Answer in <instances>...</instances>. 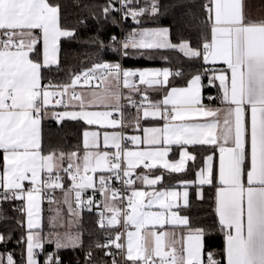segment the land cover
<instances>
[{
	"label": "snow or ice",
	"instance_id": "6c2138e0",
	"mask_svg": "<svg viewBox=\"0 0 264 264\" xmlns=\"http://www.w3.org/2000/svg\"><path fill=\"white\" fill-rule=\"evenodd\" d=\"M132 3L133 0H121L120 11L124 12L125 18L131 16L138 24L139 17L149 12L155 15L158 11L155 2L140 8L129 7ZM203 7L211 23V41L203 43V51L193 49L188 42L172 44L167 28L133 31L122 41L113 36L112 40L120 45L113 51L119 50L127 56L129 49L179 48L189 58L202 57L206 63L223 62L230 70V76L221 71L210 81H219L223 108L202 103L199 74L194 75L186 87L171 88L160 102L145 104L148 101L145 92L143 100L137 104L132 100L131 92H140V89L130 83L131 78L138 76L139 84L148 86L167 85L170 75L181 73H172L169 69L130 71L123 69L118 62L95 63L90 69L75 74L68 84L42 85V69L59 65V42L62 37H73L74 32L61 27L60 6L49 0H0V150L3 151L0 203L27 200L26 264H37L34 249L43 248L40 234L32 231L40 227L39 194L42 187L63 188L58 174L54 181L52 179L54 169L57 173L63 170L68 174L79 207L81 190L94 186L91 176L81 175V168L85 174L97 171L111 174L108 177L100 175L101 191L112 177L132 185L134 181L130 177L141 164L149 170L160 165L170 173L184 172L186 162L194 161L196 157L183 150L179 161L170 163L165 158L172 145L182 148L211 145L219 149L218 173H214L213 157L209 155L206 167L197 173V180L199 185L216 187L215 212L225 240L223 259L225 264H264V19H248L244 0H208ZM113 10L111 4L103 9L105 15ZM41 42L42 50L38 48ZM97 43L103 47L102 41ZM81 83L88 87L87 94L76 91V86ZM122 88L129 89L127 97H124ZM65 96L67 100L63 99ZM53 97H60L54 105ZM122 98L137 108V127L141 108L144 118L162 119L163 126L143 128V138L124 137L116 131H104L103 134L84 131L82 165L76 162L80 159L76 152L42 155L41 122L49 114L50 106L79 109L52 112L58 122L83 120L88 125L116 129L123 127L122 120L114 118V113L121 111ZM208 99L214 100L215 97L209 96ZM249 110L250 119H246ZM195 117L205 118L204 122L194 121ZM101 135L104 148L115 149L114 152L101 150ZM126 139L149 147L143 151L126 150L122 147V141ZM65 158L68 166L61 169ZM148 161L150 163H146ZM45 170L48 179L42 182L41 173ZM78 177L80 183H76ZM138 178L152 186L162 181L163 174L155 178L147 175ZM26 180L32 185L27 190L23 183ZM104 194L107 200V192ZM69 195L70 192H65L69 213L78 215L72 211ZM117 195V191H112L113 199ZM178 195L175 191H133L128 197L130 211H123V217L125 226L131 225L136 230L127 232L126 246L118 242L123 235L118 233L115 239L98 247L110 249L114 246L131 264H221L214 253H207L205 258V230L193 229L187 216L172 210L178 207ZM188 196L185 191L184 206L189 203ZM88 203L92 204V201ZM153 207L161 211H151ZM105 208L113 213L107 226L120 224L122 210L107 202ZM101 215L103 217V213ZM72 223L68 222V228ZM50 224L54 229L64 227L59 212L51 218ZM157 225L161 229L165 225L183 226L188 231L178 240L175 232L155 231ZM100 226H106L103 219ZM2 240L4 237L0 236ZM48 242L54 243L57 249L77 247L80 235L71 231L56 232ZM105 255L114 257L111 251ZM6 259L7 264H15L12 254H7ZM0 264H3L2 255ZM45 264H60L59 258L49 254ZM112 264H117L115 258Z\"/></svg>",
	"mask_w": 264,
	"mask_h": 264
},
{
	"label": "trees",
	"instance_id": "16d2710c",
	"mask_svg": "<svg viewBox=\"0 0 264 264\" xmlns=\"http://www.w3.org/2000/svg\"><path fill=\"white\" fill-rule=\"evenodd\" d=\"M60 6V24L63 29L72 30L74 36L63 37L60 40L59 65L42 69V85L51 83L60 86L70 83L75 74L90 69L95 63L119 62V49L113 36L119 34V14L113 10L105 15L103 9L109 4L115 5V0H49ZM157 4L155 15L150 12L139 17L140 24L130 16L124 21V32L128 36L133 30L143 28H167L173 44L188 42L193 49L202 50L205 41L211 39V23L207 20V12L203 5L208 0H133L129 7L140 8ZM97 41L103 42V47ZM38 48L42 50L41 43ZM124 56L123 67L126 70H139L149 67H167L173 73L166 88L186 86L194 75L203 73L207 68L201 58H189L179 49L137 50L129 49ZM34 55V54H31ZM207 80V79H206ZM206 92L213 94L215 99L207 102L219 103L220 89L211 84ZM62 107L49 108V114L42 120V152L48 155L55 152L68 154L82 152V135L88 125L79 120L64 119L59 123L51 115L52 112L62 110ZM133 114L129 104H125L124 120ZM210 146L193 147L196 159L190 163L188 169L179 174H165V180L160 187L171 186L181 180L194 178L204 163L205 157L212 152ZM3 164V152L0 151V165ZM63 164L66 168L68 160ZM64 172V171H62ZM66 174L65 182L68 185L69 177ZM66 185V186H67ZM193 189L191 203L183 212L190 219L193 229L205 230L204 251L211 252L215 258L225 264L222 253L224 249V234L219 230L218 216L215 212L216 189L213 186L203 188L205 195L198 198ZM47 214V212H45ZM26 212L21 200H8L0 203V234L4 240L0 242V255L3 264H7V254H12L15 264H26L27 235ZM82 236V242L77 247L57 249L53 243L43 245V254L37 252L40 264H43L49 254H54L60 264H112L113 258L117 264H122V256L114 246L110 249L98 247L104 245L111 232L101 228L93 211L82 213L80 226L77 228ZM117 230V229H116ZM111 251L113 256L105 255ZM91 253V256H89ZM127 264L131 262L127 261Z\"/></svg>",
	"mask_w": 264,
	"mask_h": 264
},
{
	"label": "crops",
	"instance_id": "0c3cea01",
	"mask_svg": "<svg viewBox=\"0 0 264 264\" xmlns=\"http://www.w3.org/2000/svg\"><path fill=\"white\" fill-rule=\"evenodd\" d=\"M244 4H245V14H246V17L248 19H252V20L264 19V0H244ZM141 29H144V28L139 27L133 31H138ZM148 29H163V28H148ZM169 41L172 43V41L170 39V35H169ZM210 41H211V39H210ZM41 47H42V42H41ZM59 47H60V42H59ZM177 49H179V48H177ZM201 51H203V49ZM58 57H59V54H58ZM205 64H206L207 68H211V70H209L206 75H204V72L199 74L201 76L202 103L205 106L212 107V108H223V107H225V105L221 104L220 98H219V103H217V104H212V103L207 102V99L205 97L204 79L206 76L208 78L209 85L216 84L219 87V81L218 80H215L214 82L210 83V81L212 80V77L214 75H218L221 71H224L227 75L230 76V70H228L227 65L221 61H217L216 63H212L209 61L207 63L205 62ZM53 66H55V65H53ZM163 69H169L172 72V70L170 68H167V67H149V68H143V69H139V70H130V71H137L138 72V71H143V70H163ZM171 77H172V75L169 76L168 83H169ZM93 83H95V81ZM130 83L136 84V86L140 89V92H131L132 100L136 101L137 103L140 102L141 100H143V94L146 92V94L148 96V101H145V104H147L149 101L153 102V103H157V102L162 101L164 96L167 94L168 91L171 90V88H183V87L187 86V85L186 86H177V87H170V88H166L167 85L148 86V85H144V84H139V77L138 76L131 78ZM121 90L124 94V97H127L129 95V89H123L122 88ZM76 91L78 93L82 92V93L87 94L88 87L87 86L76 87ZM220 93H221V90H220ZM220 97H221V95H220ZM53 98H52V100H53ZM122 103H124V105L129 104L131 107V110L133 111V114L129 115L127 120H124L119 116L118 112L114 113V118L122 120L123 127H121V128H116V129L107 128V129H105V128H101L98 125H88L83 120H79V121H82L86 125H88V128H86L85 131H99L101 134H103L104 131H108V132L116 131V132H121V134L124 137L140 136L141 138H143V131H142L143 128H146V127H162L163 126L164 121L162 119L152 118V117L144 118L143 117V109L141 108L140 112H139V127H137V116H138L137 108L133 107L132 104L129 102V100L126 98H122L121 104ZM65 110L78 111L79 109L75 108V107H68L67 109L64 108L62 110H57L56 112H62ZM90 110H98V109H90ZM100 110H102V109H100ZM204 119L205 118H203V117H195L194 121L204 122ZM246 119H250V110H249L248 115L246 116ZM69 120H71V119H69ZM82 145H83V135H82ZM197 146H200V145H196V146L188 145V146H184L183 148L180 145H172L171 150L169 151L168 156L165 159H167L168 162H170V163L178 162L180 159V153L183 150H187L190 154H193L196 157V154L192 151V148L197 147ZM205 146H210L213 148V150L210 154H208L205 157L204 163L201 166V168L197 171V173L202 168L206 167V158L209 155H211L213 157L212 166H213L214 173H218L219 149L216 148L215 146H211V145H205ZM83 147H84V145H83ZM122 147H125L126 150H131V151H143V150H146L149 146L145 145L143 143H141L140 145H136V144L132 143L129 139H126V140L122 141ZM41 148H42V122H41ZM100 148H101V150H105V151H112V152L115 151V149L104 148L103 142H102V135H101V141H100ZM0 151L3 152L2 150H0ZM84 152H85V149L82 152H76L78 157L80 158L76 162L80 163L81 165L83 164L82 157L84 155ZM42 155H44L43 152H42ZM192 162L193 161H187L186 162L185 171L188 169L190 163H192ZM146 163H150V161H148ZM67 166H66V168H67ZM63 168H65V166L62 163L61 169H63ZM62 171L63 170H60L58 173H60ZM2 172H3V164L0 165V173H2ZM180 173H183V172H180ZM197 173H196L194 178L181 180V181H179V182H177L171 186L160 187V184L165 180V177H164L165 174H179V173H170L169 171L163 169L160 165H157L156 168L149 170L148 168H145L143 164H141V165H139V167H137L133 170V174L131 177H132V180L134 181V183L132 184V188L134 189V191H147V192L175 191V192H177L179 194L177 197V200H176V204L178 205V207H174L172 210L177 211L178 214L181 216H187L183 212V210L188 208L190 203H191L193 189L196 188L195 193H196L197 197L202 199L205 195L203 188L213 186V185H199L198 180H197ZM55 174H57V171L54 169L52 175H55ZM101 174L105 175L106 177L111 175L107 172L101 173L99 171H97L96 173L88 172L85 174L83 172V169L81 168V175H88V176L92 177L93 185H94L92 188H94L99 183V177ZM161 174H163L162 181L160 183H158L157 185H152V186L143 183L142 180L138 178L139 176H143V175H147L149 178H155V176H158ZM46 176H48V174L46 173V170H45L41 173V181L42 182ZM69 180H70V178H69ZM23 183H24L25 190L32 187L31 182L29 180H26ZM70 183H71V180L69 181L68 185L66 184L65 180L61 183L63 185V188L56 192L55 196L52 198V200H53L52 203H50V201L47 203L44 201V194L41 191V193L39 194V196H40V199H39V206H40L39 207V223H40V227L38 229H33L32 230L33 232H38V233L42 234L43 238H45L46 235L49 234L50 232H53V231L57 232L59 230L57 228H55V229L52 228L48 224V217H47V214L45 212H47V208H48L49 204L53 208L63 209L64 213H65L66 220H67L68 215H70L71 220L74 221L76 224L75 229H77L80 226V222H81V218H82V212H76L72 209V211L75 213H78V215L74 216V215L68 214L69 206H68V203H65V192H69L67 190V187L70 185ZM214 183H216V181H214ZM86 189H91V188H86ZM215 189H216V187H215ZM0 190L3 191V189H0ZM185 191H187L189 194V196H188L189 203L187 206H184V203H183V193ZM198 193L201 195H198ZM73 196L74 195L70 192L69 202L71 203V205H72ZM201 196H202V198H201ZM21 201L23 202V206H24V209L26 212L25 223H26V228H27V219H28V217H27V200L25 198L24 200H21ZM106 202L109 203L110 205L114 206V207H117V200L113 199V197H111V196L107 197ZM146 202H147V198H145V203ZM129 211H130V209H129ZM151 211H154V212L155 211H161V209H159L158 207H153L151 209ZM189 221H190V219H189ZM149 227L151 228L152 226H149ZM27 230L29 232L28 228H27ZM135 230L136 229L132 226V229L130 231H135ZM154 230L157 232H160V231L175 232V234H176L175 238L178 240L181 238V236L183 234H186L188 231V229L184 228L183 226L177 227V226H172V225H165V227L162 229L159 227V225H157V226H155ZM0 236H2V235L0 234ZM0 242H2V241H0ZM81 242H82V236H81L80 244H81ZM126 244H127V239H126ZM152 244L154 246V241H152ZM204 245H205V242H204ZM177 247H179V245H177ZM37 252H38V250H37ZM37 258L39 260L38 256H37ZM156 259L158 260V258H156ZM39 262H40V260H39Z\"/></svg>",
	"mask_w": 264,
	"mask_h": 264
},
{
	"label": "built area",
	"instance_id": "2783aa9c",
	"mask_svg": "<svg viewBox=\"0 0 264 264\" xmlns=\"http://www.w3.org/2000/svg\"><path fill=\"white\" fill-rule=\"evenodd\" d=\"M115 3L116 4L113 5V8L119 14V34L116 35L115 37L117 38V41H122L125 37H127V35L124 32V21L127 18H129L130 16L125 18L124 12L120 11L121 0H115ZM118 45H119V43H118ZM119 48H120V45H119ZM123 61H124V55H122L121 51H119V62L118 63H120L122 68L124 69ZM209 70H211V68H206L204 70V75H206ZM80 86H84V85L81 83V85H77L76 87H80ZM208 87H209L208 78L205 76L204 89H205L206 99H208L209 96L214 97L213 94L206 92V89ZM59 98L60 97H54L53 98V100H52L53 105L55 104V100L59 99ZM63 99L67 100V96H65ZM137 104H139V102ZM121 105H122V108H121V111L118 112V114L122 119H124L125 105H124V103H122ZM56 107L64 108L63 106H56ZM124 166L126 167V164ZM57 174L61 177V180L59 182L62 183L66 178L65 172H60ZM57 174L52 175L53 181L55 180V176ZM130 178L132 179V177H130ZM47 179H48V176H46L43 181H45ZM124 179L126 180V179H128V177H125ZM76 183H80L79 177L77 178ZM71 187H72V181H71L70 185L67 187V190L74 195L73 199H72V209L76 212H82V213L85 211L95 212L98 225L100 226V221H101V219H103L106 226L105 227L100 226V227L111 232L110 236L105 240L104 244H107L109 239H115V236L118 233H123L120 241H118V242L123 243L126 246L127 232L132 229V226L131 225L125 226L123 211H129L127 205H128V197H130L132 192L134 191V189L132 188V185L124 184L122 182V180H117L114 177H112L111 179H109L107 181V184H106L104 191H101L99 183L94 188L83 189V190H81V200L79 202L80 203L79 207H77V201L75 199V191H71ZM60 189L61 188L50 189L47 187H42V192L44 194V201L46 203L49 202L50 199H52L55 196L56 192ZM0 191H2V190H0ZM112 191H117V193H118V195L115 199L117 200V207L120 208L122 210V212H121V216L119 217L120 224H118L116 226H107V220L111 218L113 213L109 212L105 208V204H106L107 200H106L104 192H107V197L108 196L112 197ZM89 200L92 201V204L88 203ZM102 213H103V217L101 215ZM125 251H126V248H125ZM39 253L43 254L44 252H43V250H40ZM121 256H122V264H127L126 255L121 253ZM59 262H60V260H59ZM43 264H45V261Z\"/></svg>",
	"mask_w": 264,
	"mask_h": 264
},
{
	"label": "rangeland",
	"instance_id": "374dc122",
	"mask_svg": "<svg viewBox=\"0 0 264 264\" xmlns=\"http://www.w3.org/2000/svg\"><path fill=\"white\" fill-rule=\"evenodd\" d=\"M57 212H59V217H60V221H61V223L64 225V227H58L57 229H59L57 232H59V233H61V234H63L65 231H71L73 234H76V233H79V235H80V240H81V234H80V232L77 230V229H75V227H76V224H75V222L73 221V223H72V225H71V227L70 228H68V222L69 221H72L71 220V216L70 215H68V217H67V220H66V218H65V213H64V210L63 209H60V208H53L50 204H49V206H48V208H47V217H48V224L51 226V224H50V220H51V218L52 217H54V216H56L57 215ZM68 214H70L69 213V210H68ZM29 233V232H28ZM35 233V232H34ZM54 233H56V232H50L49 234H47L46 235V237L45 238H43L42 237V234H40V237L42 238V242H43V245L46 243V242H48L49 241V239H50V237L54 234ZM49 243V242H48ZM54 244V243H53ZM80 244V243H79ZM55 245V244H54ZM37 250H40L39 248H37V249H34V253H35V259L37 260V264H40V262H39V260H38V258H37Z\"/></svg>",
	"mask_w": 264,
	"mask_h": 264
},
{
	"label": "water",
	"instance_id": "95a60500",
	"mask_svg": "<svg viewBox=\"0 0 264 264\" xmlns=\"http://www.w3.org/2000/svg\"><path fill=\"white\" fill-rule=\"evenodd\" d=\"M134 24L139 25L140 23L138 24V23H136V21H135ZM59 123H61V121H60Z\"/></svg>",
	"mask_w": 264,
	"mask_h": 264
}]
</instances>
